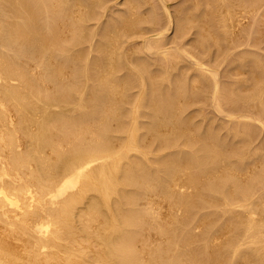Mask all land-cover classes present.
<instances>
[{"label": "bare ground", "instance_id": "bare-ground-1", "mask_svg": "<svg viewBox=\"0 0 264 264\" xmlns=\"http://www.w3.org/2000/svg\"><path fill=\"white\" fill-rule=\"evenodd\" d=\"M263 42L264 0H0V264H264Z\"/></svg>", "mask_w": 264, "mask_h": 264}, {"label": "rangeland", "instance_id": "rangeland-1", "mask_svg": "<svg viewBox=\"0 0 264 264\" xmlns=\"http://www.w3.org/2000/svg\"><path fill=\"white\" fill-rule=\"evenodd\" d=\"M171 31H172V29L170 30V32H171ZM172 32H173V31H172ZM244 43H245V42H244ZM244 43H243V44H244ZM248 44H251V43H248ZM245 45H246V46L244 47L243 51H244V50H247V49H249V47H252V46H253V45H250L249 47H247V43H246ZM241 46H242V45H241ZM241 46H239L238 48H240ZM242 47H243V46H242ZM242 47H241V48H242ZM258 47H259V46H258ZM263 47H264V42L260 44V48H259V49H261V48H263ZM238 48H236L235 51H237ZM241 48H240V49H241ZM240 49H238V50H240ZM251 49H252V48H250L249 50H251ZM256 49H257V48H256ZM259 49H257V51H258ZM241 50H242V49H241ZM263 50H264V48L261 49V52H260L261 54H262ZM262 55H264V54H262ZM223 63L226 64L227 62L224 61ZM225 64H223V65H225ZM223 68H224V67H223ZM225 68H226V67H225ZM225 68H224V69H225ZM263 134H264V131H262V133L260 134V137H259V140H260V141L263 139L262 137H264ZM262 135H263V136H262Z\"/></svg>", "mask_w": 264, "mask_h": 264}]
</instances>
